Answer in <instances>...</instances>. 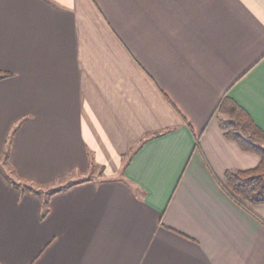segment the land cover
Segmentation results:
<instances>
[{"label":"crops","instance_id":"0c3cea01","mask_svg":"<svg viewBox=\"0 0 264 264\" xmlns=\"http://www.w3.org/2000/svg\"><path fill=\"white\" fill-rule=\"evenodd\" d=\"M0 71V167L92 176L42 219L0 171V264H264V203L221 183L260 156L216 110L264 129V0H0Z\"/></svg>","mask_w":264,"mask_h":264},{"label":"trees","instance_id":"16d2710c","mask_svg":"<svg viewBox=\"0 0 264 264\" xmlns=\"http://www.w3.org/2000/svg\"><path fill=\"white\" fill-rule=\"evenodd\" d=\"M9 73L0 71V78ZM216 110L222 114L219 116V124L223 128L227 138L233 139L239 145L249 151H253L260 156L259 163L247 169H228L225 173V180L222 185L225 190L241 205L252 211L249 204L264 203V129L252 118L250 113L233 97L223 96L219 101ZM14 131L11 133L6 150L5 160L7 162L13 140ZM0 171L6 178L20 191H32L43 197L40 217L43 219L49 212V198L57 191L69 188L76 183L92 179V176L70 181L61 188L40 189L35 184L20 182L14 179L11 173L4 167ZM261 218V217H260ZM264 222V219L261 218Z\"/></svg>","mask_w":264,"mask_h":264},{"label":"rangeland","instance_id":"374dc122","mask_svg":"<svg viewBox=\"0 0 264 264\" xmlns=\"http://www.w3.org/2000/svg\"><path fill=\"white\" fill-rule=\"evenodd\" d=\"M219 113H220V115L222 114L221 112H219ZM220 115H219V116H220Z\"/></svg>","mask_w":264,"mask_h":264}]
</instances>
